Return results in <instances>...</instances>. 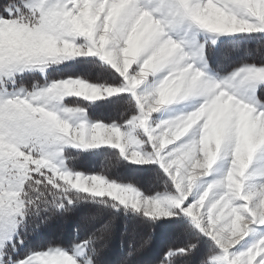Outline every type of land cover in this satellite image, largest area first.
I'll list each match as a JSON object with an SVG mask.
<instances>
[{
    "label": "snow or ice",
    "instance_id": "6c2138e0",
    "mask_svg": "<svg viewBox=\"0 0 264 264\" xmlns=\"http://www.w3.org/2000/svg\"><path fill=\"white\" fill-rule=\"evenodd\" d=\"M0 264H264V0H0Z\"/></svg>",
    "mask_w": 264,
    "mask_h": 264
}]
</instances>
